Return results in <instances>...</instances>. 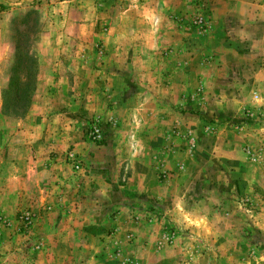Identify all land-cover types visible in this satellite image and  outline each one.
Listing matches in <instances>:
<instances>
[{"label": "rangeland", "instance_id": "374dc122", "mask_svg": "<svg viewBox=\"0 0 264 264\" xmlns=\"http://www.w3.org/2000/svg\"><path fill=\"white\" fill-rule=\"evenodd\" d=\"M0 264H264V0H0Z\"/></svg>", "mask_w": 264, "mask_h": 264}, {"label": "trees", "instance_id": "16d2710c", "mask_svg": "<svg viewBox=\"0 0 264 264\" xmlns=\"http://www.w3.org/2000/svg\"><path fill=\"white\" fill-rule=\"evenodd\" d=\"M16 82H18V80L16 79V81H15V85H13L14 87H15V89H19L17 86H18V83H16ZM12 88V86H9V88H8V90H10ZM20 91L21 90H17L16 91V96H17V98H18V95H20Z\"/></svg>", "mask_w": 264, "mask_h": 264}]
</instances>
